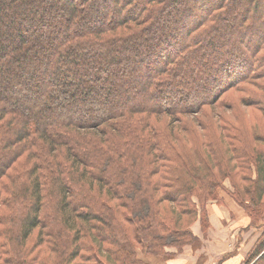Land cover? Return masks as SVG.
<instances>
[{"label": "trees", "instance_id": "1", "mask_svg": "<svg viewBox=\"0 0 264 264\" xmlns=\"http://www.w3.org/2000/svg\"><path fill=\"white\" fill-rule=\"evenodd\" d=\"M228 200L264 225V0H0V264L174 257Z\"/></svg>", "mask_w": 264, "mask_h": 264}, {"label": "rangeland", "instance_id": "2", "mask_svg": "<svg viewBox=\"0 0 264 264\" xmlns=\"http://www.w3.org/2000/svg\"><path fill=\"white\" fill-rule=\"evenodd\" d=\"M236 215V219H231L230 213L227 210L224 212L225 219H221V224L218 225L219 229L212 228L210 231V237L200 239L192 245L186 247L183 254H188L187 258L179 259L182 263L187 264H241L246 253L255 243L257 237L263 229V226L258 228L243 229L247 223V218L243 213L233 211ZM238 213V214H236ZM230 217V218H229ZM229 219V220H227ZM233 221V223H231ZM233 225L235 228H231L227 224ZM195 232L199 237L202 236V232L198 231V226L194 227ZM235 230L236 234L231 232ZM184 248V249H185ZM230 250V251H229ZM229 251V252H225ZM143 257L141 251H138V257ZM148 264H156L159 258H153L152 256H146ZM168 260L169 257L164 258Z\"/></svg>", "mask_w": 264, "mask_h": 264}, {"label": "crops", "instance_id": "3", "mask_svg": "<svg viewBox=\"0 0 264 264\" xmlns=\"http://www.w3.org/2000/svg\"><path fill=\"white\" fill-rule=\"evenodd\" d=\"M227 210V212L228 213H230V216H231V219H236V215L234 214V212L233 211H236V212H241V214L243 213V211L238 207V206H236L232 201H227V203L226 204H224V205H218V204H215V203H212L211 205H210V207H209V223H210V226H209V228L207 229V231H206V233H205V235H202L201 237H199L195 232H197V231H195L194 230V227L197 225V224H195L193 227H192V230H193V232H194V234L197 236V242H199V240L200 239H204V238H209L210 237V231L212 230V228L214 227V228H216V229H219L220 227H218V225L219 224H221V222H222V220L223 219H225V217L224 218H222V216H224V212ZM236 214H238V213H236ZM243 215H245L244 213H243ZM230 218V217H229ZM247 218V217H246ZM222 219V220H221ZM227 220H229V219H227ZM247 222H248V219H247ZM231 223H233V221L231 222ZM230 223H228L227 225L228 226H230L231 228H235L233 225H229ZM246 226H247V223L245 224V226L243 227V228H241V230H243V229H246ZM231 234H233V235H235L236 234V232H235V230L233 231V232H231ZM186 248H188V247H186ZM186 248L184 249V251L183 252H185V250H186ZM250 250V249H249ZM230 251V250H229ZM229 251H225V252H229ZM141 254H142V256L143 257H139V259L141 260V261H143V262H146V263H148L147 262V258H146V255L143 253V252H141ZM183 258H187V256H188V254H179V255H176V256H174V257H169V259L168 260H165L164 258H159V260L157 261V263L156 264H187V263H182V262H180L179 261V259H182V257ZM166 258V257H165Z\"/></svg>", "mask_w": 264, "mask_h": 264}]
</instances>
